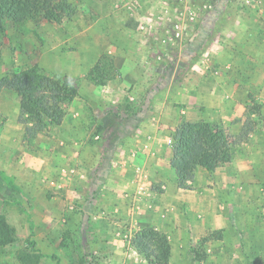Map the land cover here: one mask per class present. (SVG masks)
Here are the masks:
<instances>
[{
    "label": "rangeland",
    "instance_id": "374dc122",
    "mask_svg": "<svg viewBox=\"0 0 264 264\" xmlns=\"http://www.w3.org/2000/svg\"><path fill=\"white\" fill-rule=\"evenodd\" d=\"M138 1L151 4L154 9L139 19L137 29L142 42L153 36L159 44L145 47L144 61L150 59L145 72L149 75L162 70L169 78L163 89L169 91L170 100L164 103L165 98L157 95L149 100L165 109L161 123L168 128L164 132L168 131L172 138L175 129L171 127L180 108L188 109L182 123L219 125L232 139L241 141L235 147L233 161L239 158L236 169L246 171L241 178L245 186L244 203L234 199L237 206L233 208L226 205L230 204L229 199L224 205L204 200L193 202L189 209H173L172 221L178 224L170 234L164 230L169 229L168 225L160 223L164 214H170V207L166 209L156 200L150 205L142 199L134 209L131 197L120 211L114 202L116 208L103 209L102 213V199L96 196L104 184L95 179L100 178L101 169L110 166L107 162L113 158V152L119 158L125 157L123 168L129 171L134 161L136 164L141 161L142 169L157 173L172 169L173 142L167 141V147L164 143L143 144L147 132L140 124L136 125L138 119L144 120V100L149 98L144 93L158 89L165 80L157 81V86L147 83V89L140 87L142 92L133 94L126 89L124 94L114 97L106 87L118 81L121 72L112 55L104 54L94 64L102 69L101 85L88 79L91 70L84 73L92 61L91 40L101 45V39L96 37L101 26L95 24L103 17L102 12L108 8L104 17L111 21L115 18L114 14L109 15L113 10L119 11V17H130ZM68 3L71 9L59 23L36 20L19 26L7 24L0 45V78L39 66L47 75L69 79L76 85L77 96L63 105L62 124L72 116V110H80L84 124L79 131L85 134L79 135L80 141L75 143L66 129L68 124L59 130L57 126L48 129L45 120H30L22 115L21 102L14 92H0V171L20 190L13 196L24 205L18 206L7 198L11 194L9 187L0 189V216L15 229L16 238L13 244L0 247V264H18L29 240L36 242L37 264H153L140 243L150 231L167 238L171 249L169 264H264V0H68ZM165 22L171 26L166 28ZM120 82L124 85L125 78ZM105 89L108 91L103 93ZM94 90L97 92L92 98L90 93ZM198 107L206 119L188 120L198 115ZM94 108L99 112L93 111ZM102 108L110 118L106 114L101 116ZM208 113L212 115L207 118ZM128 124L136 140H126L127 144L118 145L115 151L114 140L125 132ZM86 125L91 127L86 129ZM26 154L45 162L38 169V165L24 162ZM154 157H158L157 161ZM172 171L179 186L176 172ZM215 175L198 177L196 184L211 187L207 180L214 177L220 183L219 193L224 195L227 180ZM161 176L164 178L159 180L158 176V181H173L171 176ZM237 178L232 177L233 185H237ZM110 184L109 190L115 192V185ZM161 185L158 182L154 192H159ZM233 190L236 196L243 194L240 187ZM206 196L210 198V192ZM148 243L144 240L145 245Z\"/></svg>",
    "mask_w": 264,
    "mask_h": 264
},
{
    "label": "crops",
    "instance_id": "0c3cea01",
    "mask_svg": "<svg viewBox=\"0 0 264 264\" xmlns=\"http://www.w3.org/2000/svg\"><path fill=\"white\" fill-rule=\"evenodd\" d=\"M136 7H137V10H136ZM107 9L108 8H106L104 12H102L103 17L100 18L99 23L95 24V25L101 26L100 34L96 36L101 39V43H100L101 45H99L96 41H94V44H93V41L91 40L89 54H90V57H92L91 58L92 61L90 63H89V60L85 61L86 63H89V64L87 65V68L85 69L84 73L86 75L90 70H92V68L94 67V64H96V62L102 55L104 54L112 55L114 59L118 61L119 63L118 70L121 72V77L118 76L117 78L120 81H121V78L122 79L125 78L124 85L121 84V82L118 80V81H115L114 83L109 84L108 87H106L112 91L111 93L114 94V97L121 96L122 94L125 93L126 89L128 90L131 89V92L133 94L138 93L137 91L142 92V88L140 87L145 86V88L147 89L148 88L146 85L147 83H151V84L153 83L154 86H157L158 85L157 81H162V79L165 80V82L159 84L160 87L158 89L154 91L150 90L148 94L146 92L144 93L147 97H149L147 100H144L145 101L143 105L144 111L142 112L144 120H141V119L139 120L138 118H136L138 119V122H136V125L138 126L140 124L143 127V130L147 132V133L144 132L145 135L142 138L143 144L152 145L154 143L155 144L164 143V145L166 146L167 144L166 142L168 141V139H172V138H170V134H168L169 133L168 131L164 132V128L165 127L168 128V125L162 124L165 109L163 106L161 107L154 106L153 104H151L149 100H152L154 97L156 98V95L158 97L165 98L164 103L167 102V100H170L169 91L163 89L164 86L166 85V81L169 80L168 73H165L162 70H159L158 72L156 71L154 74H152L153 72L150 73L149 75L146 74L145 72L146 67L147 65L150 66V59H149V62L147 63L146 61H144V60H147V57L146 58L143 57V54L146 53L145 47L147 48L148 46L152 44L156 45L158 44V41H156V39L152 36V37L146 38L147 41L142 42L144 41L143 39H141L142 34L139 33V30L137 29L139 22H140L139 21L140 17H142L143 15L151 14L154 9L152 8L151 4L148 5L145 2L138 1L135 3V11L133 10L132 13L128 12L129 14H132V16L119 17V14H118L119 11L113 10V13L109 14V15L114 14L115 16L114 20L112 21L111 19H107L106 17H104V15L108 12ZM101 21L102 23L100 24ZM165 23H166L165 24L166 28H169L171 26L170 22H165ZM135 40L137 41L136 44L134 43ZM93 88L95 87L93 86ZM107 91H108L107 89L102 90L103 93ZM96 92H97L96 90L92 91V93H90V96L92 95L91 97L93 98ZM168 103L170 104L169 101ZM199 108L200 107H198V115L193 116L194 118L190 117L188 120L192 119L196 121V120L206 119L201 114L203 111H201ZM97 109L94 108L93 111L99 112ZM99 110L102 112L101 116H104L106 114L107 117L110 118L108 116V112L105 111V109L102 108ZM72 111H73L71 112L72 116L69 118V120L67 122L64 121L62 125L57 126V129L59 130L60 128L64 127L65 123L68 124L66 129L69 132V137L72 140H74L75 143H77L80 141L79 135L85 136V134L81 135L79 131V129L82 128L84 124L82 121L83 116L81 114V117H80V113H79L80 110L75 109ZM187 114H189L188 109L180 108L178 112V117L174 121V125L171 128L176 129L177 126H179L188 116ZM117 115H119V113H117L116 116ZM211 115L212 113H208L207 118L210 117ZM127 116L128 115H125V117ZM128 122H130V120H128ZM89 127L91 126L86 125V129H89ZM128 127H129V124L127 125V128L125 129V132H123L120 136H117L116 139L114 140V142L116 143L115 151H118L119 149L118 145L126 143L127 141L132 142L134 138L136 140V137L134 135L131 136L132 131ZM47 128L55 129L56 126L54 127V126H50L47 124ZM137 142H141V140L138 139ZM105 143H108V142L105 141ZM114 154L115 152L112 153L113 158H109L110 161L107 162V164H109L110 166L106 165V167L101 169L100 178L95 179L96 181H101L104 184L103 188L102 189L100 188L101 189L100 192H98V194L96 195L97 199L99 198L102 199L101 201L103 203H101L100 205V210H102V213H104L103 209L107 211V209H113L116 205H117L116 207L118 208V211H120L121 208H124L123 205H126L127 199L131 201V197L133 198L134 209L137 206H139V203L142 199L144 201L146 200L147 202H149L150 205H153L156 200L160 202L161 205L165 207L166 209L170 207V210H169L170 214L169 215L164 214L163 220L160 221V223L164 225H168L169 229H164V230L167 234L168 233L170 234L172 233L173 229L174 230L176 229L175 226H177L176 224H178V221H175V223L172 221L171 214H172L173 209L179 208V211H181V209H183L184 207L189 209L188 207H192L194 205L193 202L203 203L204 200H209L214 205H216L217 203L219 204L220 202L221 204L224 205L227 199H229L230 204H226V205L228 207H233V208L237 206L236 203L232 201L234 199L240 200V202L244 203L245 186H243L244 182L243 180H241V178L246 176V171H242V169L237 170L235 167V165L237 164V160H239L238 157H240V155L236 157V159L238 158L237 160H234L232 163L228 164L226 167L223 166V167L218 168L213 173L215 177H216L215 174H218L219 177L222 175V177H224V179L227 180L226 184H224L226 191H224V195H223L222 193H219L218 191V186L220 185L219 180L214 177L212 179L207 180V184L209 185L212 184L211 187L206 186L205 188H201L204 186L196 184V180H199L200 177L206 174L209 177L213 175V174L211 175L210 173L204 174L201 172L200 169H197L194 171L193 174H195L194 175L195 178L188 180L186 182L187 183L186 188L183 189L182 187L177 186L175 184L174 182L175 174L172 171V169L170 168L163 169V171H160L159 173H157L155 170L151 171V170L144 169V168L142 169L139 166L141 164V161L140 163L138 162V164H136V162L134 161L133 166L130 169L131 171H129L123 168L125 165V160H124L125 157L123 156L119 158V156L117 157L116 154L114 157ZM166 154L168 155V158H169L171 155L170 147H168ZM134 155H136V153ZM156 158L158 157H154V159L157 161ZM36 159L37 158H34L32 154H26V158L24 159V162H29V163L32 162L33 165L34 164L38 165V169H40L42 167V164L45 161L43 158L41 159L38 158L37 160ZM95 172L96 170L93 169L92 176L95 175ZM249 172H251V174H254V170L252 169L251 170L249 169ZM163 174L171 176L172 178L171 180L173 181H164V182L158 181L157 180L158 176H159V180L164 178V176H161ZM235 175L238 176L237 178L238 182L236 183L237 185H233L235 184L234 183L235 181L232 180V177H234ZM256 181L258 182L259 179H256ZM158 182L162 184L161 190L159 192H154V187L156 186ZM110 183H113V185H115L113 186L116 188L115 192L114 190L113 191L109 190L110 185H111ZM233 187H235L237 190L240 187V189L242 190L241 192H243V194L241 196L239 195L236 196L233 193L234 192ZM204 189H206L207 191H205ZM207 192H210L211 194L210 198L206 196ZM114 197L117 198L115 201H114ZM114 202H116V205ZM96 203L98 202L96 201ZM196 205H199V204L197 203ZM91 209H92V206H91ZM106 213L102 215L106 216ZM175 213H176L175 217H177V212Z\"/></svg>",
    "mask_w": 264,
    "mask_h": 264
},
{
    "label": "trees",
    "instance_id": "16d2710c",
    "mask_svg": "<svg viewBox=\"0 0 264 264\" xmlns=\"http://www.w3.org/2000/svg\"><path fill=\"white\" fill-rule=\"evenodd\" d=\"M70 9L68 0H0V45L6 36L7 24L19 26L36 20L56 24ZM101 74V67L96 65L89 72L88 79L101 85ZM2 90L14 92L18 96L23 116H29L27 118L30 120L43 119L50 126L62 124L64 103L72 101L78 94L76 85L69 79L49 76L39 66L0 78V92ZM42 93L49 96H43ZM171 136L173 145L170 167L176 172L180 187L192 179L198 168L213 174L218 168L230 164L234 159L235 147L241 142L232 139L219 125L199 122H184ZM8 187L11 194L7 198L24 208L23 203L13 196L15 192L20 193V190L0 171V189ZM31 235L33 238L34 233ZM146 239L149 243L145 245ZM15 241V229L7 223L5 217L0 216V247L9 246ZM27 242L28 248L19 256L18 264H37L36 242ZM140 243L145 247V255L151 263L169 264L171 249L166 237L150 231Z\"/></svg>",
    "mask_w": 264,
    "mask_h": 264
},
{
    "label": "built area",
    "instance_id": "2783aa9c",
    "mask_svg": "<svg viewBox=\"0 0 264 264\" xmlns=\"http://www.w3.org/2000/svg\"><path fill=\"white\" fill-rule=\"evenodd\" d=\"M172 139H168V144H172Z\"/></svg>",
    "mask_w": 264,
    "mask_h": 264
}]
</instances>
